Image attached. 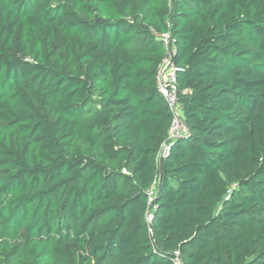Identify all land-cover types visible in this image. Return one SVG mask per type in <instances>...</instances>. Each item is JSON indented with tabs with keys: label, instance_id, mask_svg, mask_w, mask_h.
Wrapping results in <instances>:
<instances>
[{
	"label": "trees",
	"instance_id": "obj_1",
	"mask_svg": "<svg viewBox=\"0 0 264 264\" xmlns=\"http://www.w3.org/2000/svg\"><path fill=\"white\" fill-rule=\"evenodd\" d=\"M175 259L264 264V0H0V264Z\"/></svg>",
	"mask_w": 264,
	"mask_h": 264
},
{
	"label": "built area",
	"instance_id": "obj_2",
	"mask_svg": "<svg viewBox=\"0 0 264 264\" xmlns=\"http://www.w3.org/2000/svg\"><path fill=\"white\" fill-rule=\"evenodd\" d=\"M166 49V55L158 65L156 73V85L158 92L164 99L167 108L171 115L170 126L167 133L168 139H174L185 136L188 133V128L184 123L182 116V104L178 100V92L176 86V72L177 68L171 59V53L174 48L171 45L169 34L164 32L159 34ZM161 154L165 152L166 145L162 143ZM150 218V216L148 217ZM174 264H181L179 259L174 260Z\"/></svg>",
	"mask_w": 264,
	"mask_h": 264
},
{
	"label": "rangeland",
	"instance_id": "obj_3",
	"mask_svg": "<svg viewBox=\"0 0 264 264\" xmlns=\"http://www.w3.org/2000/svg\"><path fill=\"white\" fill-rule=\"evenodd\" d=\"M162 146H163V145L160 146V151H161V149L163 148ZM108 264H111V263H108Z\"/></svg>",
	"mask_w": 264,
	"mask_h": 264
}]
</instances>
